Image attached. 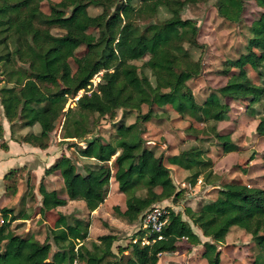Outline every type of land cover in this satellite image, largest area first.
I'll return each instance as SVG.
<instances>
[{
	"label": "trees",
	"instance_id": "1",
	"mask_svg": "<svg viewBox=\"0 0 264 264\" xmlns=\"http://www.w3.org/2000/svg\"><path fill=\"white\" fill-rule=\"evenodd\" d=\"M247 1L216 0L214 7L220 18L237 23L242 19ZM253 1L262 10L261 15L252 24L246 53L225 62L221 73L228 83L220 93L232 100L245 101L252 97L248 111L258 120L257 134L264 137V86L252 83L246 72L249 66L264 79V0ZM44 2L49 3V14L42 11ZM197 3L198 0H62L58 3L0 0V65L5 69L19 63L24 66L11 70L8 83L13 86L0 90L5 117L10 123L20 122L22 128L39 127V134H28L21 141L45 149L55 130L56 119L65 116L68 124H64L61 136L86 143V148L80 149V156L104 163L115 157V177L119 192L126 196V210L122 211L119 206L113 210L118 218L131 225L137 223L150 206L180 198L181 192H177L167 164L190 171L196 181L203 175V182L211 184L215 179L213 162L206 158L203 136H214L225 154L240 151L230 136L217 132V124L231 111L229 104L209 98L200 106L188 87V82L198 78L203 69L201 60L191 59V50L204 46L198 40V24L184 19L182 13L188 5ZM91 8L103 11L93 16ZM162 8L170 17L161 23L151 21ZM140 20L147 21L140 25ZM56 30L58 34H54ZM89 30L98 32L97 42L86 43L84 34ZM169 30L181 33L173 44L161 40V34ZM83 45L87 46V53L76 57ZM71 59L77 66L75 72ZM137 62L142 63L141 68ZM100 73V81L93 89L92 80ZM82 90L83 94L78 97ZM70 98H78L72 114L64 111ZM156 98H161L180 115L195 112L206 123H214L208 130L200 131L193 126L186 130L200 141V147L169 157H156L152 149L143 147L144 124L153 118L152 112L144 114L143 108L152 107ZM119 111L135 112L137 118L132 125L118 127L114 145L108 143L103 147L101 138L86 140L92 134L89 114L115 119ZM69 116L73 117L71 121ZM2 134L0 125V137ZM58 172L68 199L61 198L57 191L49 192L41 181L42 216L66 206L69 201H84L90 213L105 203L110 179L108 167L84 175L78 172L71 158L63 156L45 175ZM15 173L12 171L6 178H12ZM7 190L16 192L10 186ZM139 191L145 195L139 196ZM169 211L168 224L160 234L139 231L127 247H118V253L113 251L118 241L116 235L101 236L99 243L94 242L89 248L86 242L91 220L60 215L52 238L62 247L51 256L49 237L40 243L33 237L24 238L11 231L12 222L26 221L30 216L3 208L0 210L3 216L0 264H158L162 254L177 252L178 244L184 240L193 246L202 244L182 214ZM186 213L195 226L202 228L204 236L212 239L204 244L203 257L209 264L221 263L218 247L225 243L233 227L252 235V241L260 250L257 260L264 264L263 189L231 182L221 186L217 199L200 213L189 209ZM207 213L213 218L206 225L202 221ZM146 239L150 244L142 245Z\"/></svg>",
	"mask_w": 264,
	"mask_h": 264
},
{
	"label": "rangeland",
	"instance_id": "2",
	"mask_svg": "<svg viewBox=\"0 0 264 264\" xmlns=\"http://www.w3.org/2000/svg\"><path fill=\"white\" fill-rule=\"evenodd\" d=\"M62 0H53V2L58 3ZM216 0H198V3L195 5H188L182 13L184 19H192L195 20L200 28L198 40L201 45L204 47L202 49L192 48L190 57L194 61L201 60L203 63L202 74L191 81L188 82V87L192 90L196 102L198 105H202L204 101L209 98H215L219 100L221 103H228L232 111L230 115L220 124H217L218 128H221L224 133L233 134L235 139L241 137L247 143V147H255L252 149H256L259 151V156L262 157L261 160H264V142L259 141L255 142V133L257 120L250 117L247 113V105L248 102L252 101V97H248L250 99H246L245 101L241 100H231L225 97V95H221L220 91L227 85L228 79L222 76V71L224 70V64L229 60L239 59L243 53H246L247 41L252 37L251 27L254 21L258 20L262 10L258 8L253 0H248L245 3V10L242 16V19L237 23H231L227 21L219 20L217 16V11L214 7ZM42 11L44 13H50L49 3L44 2L42 5ZM103 9L99 8H91L90 14L97 15L102 13ZM114 12V9L111 10ZM170 15L167 11L162 8L158 12V14L151 20L155 23H161L168 19ZM147 21V20H145ZM144 20H140L139 24H145ZM54 34H58L59 31H53ZM180 30H169L165 33L161 34V40L165 44H173L177 41L180 36ZM84 39L86 43H95L98 41V32L96 30H89L84 34ZM13 47H11L12 49ZM87 53V46L83 45L76 52V57H82ZM70 64L73 72L76 71L77 66L74 60H70ZM140 68L142 63H136ZM24 67L21 63L18 65H12V68L9 67L7 69L3 68L0 65V90L5 86H13V84L8 83V73L11 70H18L19 68ZM247 74L250 76V80L252 83L256 85H264V81L261 80L258 75L252 71H250V67H246ZM100 78L93 79V83L99 82ZM92 83V88L94 89V84ZM168 90H165L167 92ZM84 90L80 91L78 97L83 94ZM76 107V99L70 98L67 101L65 110L67 113L72 114ZM148 111L152 112V120L144 124L143 130V138L146 142L153 141L154 144L150 147L155 149L158 152V155L165 154L166 151H161V146L167 144L170 136L166 133L168 131L173 136H177L178 138L184 135V130L190 125L199 128V130H208L214 123H206L203 121L202 116L199 113H189L185 112L183 115H176L173 113V108L168 104L163 102L161 98H156L152 107L144 106L143 113L146 114ZM175 112V111H174ZM180 116V117H178ZM73 117L69 116V121H71ZM137 118V114L135 112L132 113H124L123 111H119L117 117L115 119H111L109 117L98 118L93 114H89V128L92 132L93 138H101L102 146H106V144L114 145L116 143L118 137V127L122 124L125 126L132 125L135 123ZM5 123V127L11 128L10 135L8 136L13 141L17 140L18 143H22L27 134V128H22L20 122L9 123L8 119L5 120L4 110L0 104V123ZM15 125L12 128V125ZM64 124H68L65 116H60L55 121V130L50 136L49 144L53 145V150H55V155H60V152H63L65 156H69L72 160H74L75 164L80 163V171H82L85 167H91L87 162L89 159L82 158L79 155L80 149H84L86 144H82L79 140L71 139V140H63L61 138V130L63 129ZM163 129H158V127H162ZM4 130V129H3ZM8 131V130H7ZM24 132V133H23ZM186 132V136H187ZM174 138V137H173ZM247 138V139H246ZM205 140V139H204ZM10 142V141H9ZM8 141L4 138V134L0 137V154L3 155V150L7 151ZM82 144V145H81ZM22 145V144H20ZM84 146V147H83ZM193 146V145H192ZM207 145H204L206 148ZM189 149V148H188ZM163 152V153H161ZM215 159L224 160L225 155L222 152V149L216 147L212 150ZM107 155V152H105ZM92 160V159H91ZM111 160H115L113 157ZM85 162V163H83ZM102 167H106L108 165H101ZM33 166H25L24 168H15L9 169L10 171H16L13 178L5 180L0 179V210L3 208L13 210L15 214L25 213L27 214L30 220L24 222L23 220H17L11 223V231L19 236L27 237L33 235L36 239L43 243L49 237L50 243L52 244L51 256H53L62 245H57L52 238V231L55 228V222L58 218V214L61 213L58 209L55 210V213L50 217L48 214L44 217L40 213L39 206L42 207V197L39 195V186L41 183V178H45L40 176L39 178L35 177L32 174ZM98 170V169H97ZM7 172V171H6ZM8 172V173H9ZM185 180V178L183 179ZM45 183H48L52 189H57L60 192V195H65L66 190L64 187L63 180L59 174H56L52 177H47L44 179ZM114 181V180H113ZM223 181V180H222ZM176 183L178 184L177 180ZM222 183V182H221ZM10 186L13 190H16L17 194H13L10 191H6L7 187ZM179 190H183V196L180 200L176 201L177 203L174 205L172 200L166 201L161 204H155L150 206L142 215V217L151 210L154 206L158 205L161 207H165L171 209L174 205L176 206L175 212H179L184 215V211L187 208V205L198 198V192L192 190L189 186L186 189H182L181 185L178 184ZM112 185L110 184V194L107 200L113 198L111 192ZM139 196L145 195L143 191L138 192ZM37 198V199H36ZM115 201L112 202V208L115 206H119L121 209L125 210V202L126 197L122 194L114 193ZM199 200V199H198ZM196 200V201H198ZM202 200V199H201ZM106 204V202H105ZM202 205V204H201ZM207 206V204L205 205ZM81 205H73L71 210L72 214L76 217V215H81L80 211ZM104 211H99L96 215V218L91 226L90 237L92 241L86 242V246L91 248L94 242H98L99 236L104 234V230L107 232H112L115 230L117 232L119 241L114 244V251L118 252V247H125L130 244V240L133 236H136L139 231H143L142 227V217L140 220L135 223V226H128L125 223H122L120 220L116 219V215L114 214V210L111 209V203L108 202L104 207ZM85 211V209H83ZM66 211V209H65ZM86 213V212H83ZM87 214V213H86ZM185 216H183L184 218ZM89 218V217H88ZM3 216L0 214V225L2 224L1 220ZM87 219V216L85 217ZM90 219V218H89ZM121 219V218H120ZM91 220V219H90ZM107 227V228H105ZM150 233V232H149ZM232 247L229 250V253H225L223 257L222 264H260V261L257 260L260 255V250L256 246L254 248V243L252 241V237H248L242 231H235L232 233ZM183 246L186 247L185 243ZM222 249L221 247L219 248ZM184 252H181L178 256L181 258ZM222 260V259H221ZM205 262H207L205 260ZM257 262V263H256Z\"/></svg>",
	"mask_w": 264,
	"mask_h": 264
},
{
	"label": "crops",
	"instance_id": "3",
	"mask_svg": "<svg viewBox=\"0 0 264 264\" xmlns=\"http://www.w3.org/2000/svg\"><path fill=\"white\" fill-rule=\"evenodd\" d=\"M217 16H218V13H217ZM218 18H219V20L224 21V19L220 18L219 16H218ZM250 71L256 73L251 67H250ZM101 75H102V73H101ZM261 80L264 81V79H261ZM96 84L97 83H95L93 87H95ZM259 86H264V85H259ZM228 99H230V98H228ZM206 101H204V102H206ZM165 106H166V103H165ZM246 109H247V113L249 114V116L254 118L252 116V114L249 113L248 107ZM231 111H232V108H231ZM231 111H230V113H231ZM187 112L192 113L190 111H187ZM173 113L176 115H180L177 112H174V110H173ZM230 113H229V115H230ZM180 116H178V117H180ZM5 120H7L6 117H5ZM255 120H257V119H255ZM257 122H258V120H257ZM220 123H218V124H220ZM14 124H15V122H14ZM0 125H1V123H0ZM1 126L4 129L3 130L4 138L6 139V141H8V143H7L8 150L7 151L3 150L4 154L3 155L0 154V179H3V182L5 180L6 181L8 180V178H6V176L9 175L13 171L12 170L9 172V169H15L18 167L24 168L25 166H33L32 167V174L34 173L33 175H35V177H37V178H39L40 176H43V175H44L43 177H45V178L55 176L56 174L60 175V173L58 172V173L46 176L45 172H46V170L51 168L56 163V161L58 159L65 156L63 152H60V155H55L56 152H55V150H53L54 149L53 145L49 144V141H48V145L45 149H41L39 147L34 146L33 144H30V143H27L24 141H22V143H20L22 145H20L17 141H15V140L13 141L11 138L8 137L10 135L9 131L11 130V128L9 129V127H5L4 121H3ZM257 126H258V123H257ZM257 126H256V133H255V136H256L255 142H257V143L259 141L264 142V137L259 136L257 134ZM189 127H192V125H190ZM189 127H187L184 130L185 136H182L183 135V133H182V135L179 138L177 136H173L168 131H166V133L170 137L167 138L168 139L167 144H164L161 146V148H160L161 151H166L165 154H161V155H164L165 157L175 156V155H179L183 152L189 151L193 148L200 147V144H199L200 141L199 140H196V138L192 137V135H190V134H187V136H186V130ZM194 128H196V127H194ZM158 129H160V130L163 129V126L158 127ZM196 129H199V128H196ZM62 130H61V132H62ZM27 131H28V134L33 133V134L37 135L40 133V128L37 126H34L32 128H27ZM217 132L223 136H225V135L230 136L231 141L235 145L240 147V151L225 154L223 152L221 145L218 144V141L214 136H203L204 137L203 139L206 140V142L204 144L207 145L205 148L206 158H209L213 162L212 171H213V175L215 176V179H212L211 184H205L203 182V179H204L203 175L196 181V180L192 179V174L190 171H186L180 167L167 164L168 168H170V170H171V177H172L173 182L177 188V192H181V196L178 200H180L181 197L183 196V194H182L183 190H179L180 188H179L178 184L181 185L182 189H186L189 186L190 188H192V190L198 192V194H197L198 198L187 205V208L185 209L184 215H182V218H183V216H185L183 218V220L190 223L194 232L200 237L202 244L198 245V246H193V245L189 244L186 240H184L178 244L179 248H178L177 252L162 254L160 256V260H159L158 264H209L208 261L203 257V254L205 252L204 244L207 242H212V239L205 237L202 228L194 225L192 218L190 217V215L189 216L187 215L188 213H186V210L189 209L196 214L200 213L204 209L206 204L209 205L217 199L218 192L221 189V186H223L225 184H230L231 182H239V183L244 184L248 187L260 188V189L264 190V160H261L262 159L261 156H259L260 159L258 160L257 157L259 155V151L258 150L256 151V149H252L255 147L248 148L247 144H246L247 142L244 141L241 137H239L238 139H235L234 138L235 136L233 134L224 133L223 130H221V128H218V127H217ZM91 135H88L86 137V140H91L93 138ZM61 138H62V136H61ZM142 138H143V135H142ZM143 139H146V138H143ZM63 140H67V139H63ZM68 140H71V139H68ZM81 143L86 144L85 142H81ZM153 144H154L153 141H150L148 143L146 142L147 146H151ZM146 145L144 144L143 147L152 149L150 147H147ZM216 147L222 149V152L225 155L224 160L215 159L212 150H213V148H216ZM152 150L155 152L156 157L161 156V155H158L159 151H157L155 149H152ZM137 153H139V151H137ZM161 153H163V152H161ZM66 157L70 158L69 156H66ZM82 158H85V157H82ZM87 159H89L87 163L89 165H91V167L90 166L89 167L84 166V169L82 171H80V167H79L80 163H77L76 166H77L78 172L81 174H84V175L88 174V173H94L102 167L101 165H104V164L108 165L106 167H108L110 170V179H109V184H108L107 199H108V196L110 194V192H109L110 191V184L112 185L111 192H112L113 198H111L110 200L106 199V201H105L106 204L104 203L103 205H101L100 208L93 213L89 212L84 201H69L66 206L57 208L61 212L58 214L57 220L59 219L60 215H64V216L73 215L72 211H71L73 209L72 206L73 205H75V206L81 205V207H80L81 215H76V218L83 219V220H90L91 219V226H92V223L94 222L97 213L99 211H101V209H102V211H104L105 210L104 207L107 205L108 202L111 203V209L114 208V207L112 208V202L115 201L114 193L116 192V194H118V193L122 194L119 192V186H118V183H117L116 177H115L116 176L115 174L117 172V168L114 164L115 160H110V161L104 163V162H100L99 160H96L95 158H87ZM83 163H85V162H83ZM45 178H41L40 180L44 181ZM184 178H185V180H183ZM176 180H177L178 184L176 183ZM44 185L49 192H52V191L58 192L57 189H52L51 186L49 185V183L47 186V183H45V181H44ZM6 191H7V189H6ZM12 193L14 195L17 194V192H12ZM58 193L60 195V192H58ZM122 195H124V194H122ZM60 197L64 198V199H68L67 193L65 195H60ZM169 200H172L174 205L177 203L173 199H169ZM169 200H166V201H169ZM196 200H198V201H196ZM166 201H164V202H166ZM164 202H162V203H164ZM159 204H161V203H159ZM174 205L171 207V210H173L175 212L177 207ZM125 207H126V202H125ZM69 208L71 210H68ZM39 209L41 210L40 206H39ZM65 209H66V211H65ZM83 209H85V211ZM55 210L56 209L49 212L48 217H50V215L52 216L55 213ZM121 210L125 211L126 209L125 210L121 209ZM73 211H75V210L73 209ZM83 212H86L87 214L83 213ZM175 213H179V212H175ZM86 216H87V219H85ZM212 218H213L212 214L207 213L205 215V218L203 219L202 223H204L206 225L208 223L210 224ZM116 219L120 220L122 223H125L128 226H135V225L129 224L124 219L118 218L117 216H116ZM57 220H56V222H57ZM27 221L28 220H26L24 222H27ZM56 222H55V226H56ZM105 228H107V227H105ZM90 229H91V227H90ZM237 230L242 231L248 237L249 236L252 237V235L247 233L246 231H244L238 227H233L230 230V232L228 233L225 243L218 247V249L220 247L222 248L221 250L219 249V251L221 253V259H222L220 264H222V262H223L224 254L229 253V250L233 245V244H231L232 243L231 239L233 238L232 233L237 231ZM104 231H105L104 234H102L101 236L113 234V235H116L118 237L117 232L115 230H112V232H107V230L105 229ZM90 236L91 235H89V239L87 240L88 242L92 241V238ZM101 236H99V237H101ZM28 237H33L36 239V237L33 235H30V236H27L24 238H28ZM118 241H119V238H118ZM184 243H185L186 247L183 246ZM127 246H125V247H127ZM255 247H256V245L254 244V248ZM113 251H114V249H113ZM181 252H184V253H182L183 256L180 258L178 255ZM205 260L207 262H205ZM235 263L237 264V262H235Z\"/></svg>",
	"mask_w": 264,
	"mask_h": 264
},
{
	"label": "built area",
	"instance_id": "4",
	"mask_svg": "<svg viewBox=\"0 0 264 264\" xmlns=\"http://www.w3.org/2000/svg\"><path fill=\"white\" fill-rule=\"evenodd\" d=\"M100 75L101 73L98 76H95V79L99 78ZM77 99L78 98H76V100ZM169 212L170 211L165 207H161L158 205L154 206L141 219L142 227L144 229L143 231H149L151 234H160L168 224ZM1 222L3 224V219L1 220ZM161 239L162 237H159V240ZM134 242L136 243L137 241ZM145 244L149 245L150 242L146 239L143 241L142 245Z\"/></svg>",
	"mask_w": 264,
	"mask_h": 264
}]
</instances>
